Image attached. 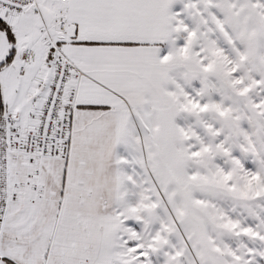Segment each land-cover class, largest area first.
<instances>
[{
    "label": "snow or ice",
    "instance_id": "6c2138e0",
    "mask_svg": "<svg viewBox=\"0 0 264 264\" xmlns=\"http://www.w3.org/2000/svg\"><path fill=\"white\" fill-rule=\"evenodd\" d=\"M0 264H264V0H0Z\"/></svg>",
    "mask_w": 264,
    "mask_h": 264
}]
</instances>
